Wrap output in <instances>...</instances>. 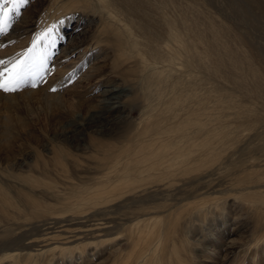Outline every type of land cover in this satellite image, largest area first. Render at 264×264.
Returning <instances> with one entry per match:
<instances>
[{"label":"bare ground","instance_id":"1","mask_svg":"<svg viewBox=\"0 0 264 264\" xmlns=\"http://www.w3.org/2000/svg\"><path fill=\"white\" fill-rule=\"evenodd\" d=\"M82 1L93 3L99 16L108 19L106 29L117 44L116 57L132 68L124 85L103 91V108L107 104L113 111L126 112L121 100L133 95L143 111L138 122L125 131L122 141L95 145L88 165L98 176L70 183V190L51 181L43 186L15 187L21 196L13 199L12 188L2 177L6 174L0 170L1 238L4 242L15 241L3 244L0 253L30 249L23 243L31 231L26 229L16 236L24 227L30 226L33 231L41 227L31 226L29 220L46 218L43 223L48 225L52 217L65 213L83 215L74 220H84L88 227L97 229L103 238L97 242L101 245L113 231L123 228L125 220L133 225L129 230L132 244L135 234L139 244L162 226L164 214L176 211L168 218L167 229L144 244L145 251L163 249L177 254L184 247L201 246L207 238L205 231H214L218 220L229 221L226 211L237 207L235 200L230 207L226 197L214 195L220 183L210 178L216 175L227 179L224 183L228 186L220 187L227 193L234 192V199L254 196L256 209L263 217L259 227H264V154L261 152L263 158H258L256 149L243 145L245 136L264 141V108L244 104L228 89V83H232L241 91L249 90L252 80L255 84L250 93L254 94L250 97L264 102V69L258 62L263 59L248 48L251 41L241 31L254 23L239 18L233 0ZM250 1L260 14L258 22L264 25V0ZM92 121L97 124L96 132L108 137L100 118L94 116ZM259 144L257 148L264 151V142ZM47 151L54 155L53 163L60 166L56 170L65 172L68 167L63 151ZM69 171L67 178L72 181ZM26 180L40 184L32 175ZM89 180H95L94 185H87ZM41 187L45 194L37 197ZM206 187L209 192H202ZM115 200L121 201L120 205ZM117 241L120 238L115 236L108 243ZM255 242L258 240L247 243L245 250L253 248ZM86 247L62 248V252L79 261ZM43 253L25 255L32 258ZM176 260L181 261L180 257Z\"/></svg>","mask_w":264,"mask_h":264},{"label":"rangeland","instance_id":"2","mask_svg":"<svg viewBox=\"0 0 264 264\" xmlns=\"http://www.w3.org/2000/svg\"><path fill=\"white\" fill-rule=\"evenodd\" d=\"M233 4L236 10L242 13L241 15L238 12L241 20L248 19L254 23L241 31L249 42L251 41L248 48L255 52L254 54H260L263 60L258 62L264 69V25L258 22L260 14L254 11L256 9L250 0H233ZM249 5L253 9L248 8ZM114 12H117L116 9ZM99 14L90 1L29 0L28 4L22 7L20 15L12 21L9 31L0 35V59L10 60L21 57L36 43L38 51L46 50L50 53L48 67L52 70L36 89L25 88L16 94L0 92V170L6 174L2 177L10 186L7 187L13 189L10 190L13 199H19L21 195L17 191L21 187L43 186L52 181L57 182L56 184L61 188L68 187L70 190L73 187L70 183L79 184L86 178L97 177L98 175L92 171L94 167L88 165H91L90 158L95 145L122 141L121 137L125 131L132 128L140 118L143 108L132 97L133 95L121 100L126 112L113 111L107 104L103 108V91L124 85L132 68L130 64L123 63L116 57L117 44L106 29L108 19L100 17ZM104 21H106L105 25ZM49 30H52V34L56 37V44L51 48L45 42L43 35ZM228 84H230L229 91L236 95L235 97L238 96V99H242L244 104L264 108V102L262 104L259 99L250 97L254 94L250 93V90H253L255 82L249 81L250 89L245 88L242 91L238 86ZM51 87H56L57 92L52 93ZM243 91L250 95L243 94ZM94 116L100 118V125L108 137L104 138L96 132L97 124L92 121ZM76 130L79 133H75ZM263 142L253 136H245L243 145L251 146L253 151L256 149L258 158H263L264 156L261 155L264 151L258 149L256 145ZM90 145L91 148L88 149ZM47 148H60L63 151L66 155L64 164L66 163L68 167L65 168V172L56 170H60V166L53 163L54 155L49 153ZM261 152L263 154H260ZM36 155L41 156L37 158ZM239 156L242 155H238L237 158ZM86 165L91 169L86 170ZM69 170L72 171V181L67 178V174L71 173ZM28 175L39 179L42 185L26 180ZM222 177L216 175L210 178L215 181L214 183H220L214 195L226 197V205L230 207L232 200H235L237 207H231L232 213L230 210L226 211L229 213V221L218 220L215 223L218 224L216 230L209 233L205 231L204 235L207 238L201 246L184 247L183 251L177 254L163 249L145 251L144 244L151 242L160 232L167 229L170 224L168 218L175 216L176 211L164 214L166 220L162 226L151 231L148 234L149 239L139 244L137 234H135V243L132 244L133 238L130 240L129 230L133 225L129 220H125L123 228L113 231L106 237V243L101 245L97 244L100 238L103 239L97 229L88 227L84 220H74L82 218L83 215L77 217L65 213L66 215L56 217L57 219L55 216L52 217L51 224L48 225L43 223L46 218L29 220L31 226L41 227L34 231L30 226L24 227L16 236L31 231L28 233L29 240L23 243L30 249H15L0 253V264H70V261H73L71 264H264V227H259L263 217L256 209L254 196L246 195L238 200L234 199V192L223 191L228 183H224L227 179ZM94 181L89 180L87 185H94ZM207 188L202 189V192H209L210 189ZM40 190L44 188L41 187ZM40 190L36 191L37 197L45 194ZM56 221L60 224H55ZM18 223L29 225V222L18 221ZM114 228L116 226L112 227ZM2 230L4 228H0V240H2ZM115 236H118L120 241L115 244L108 243V240ZM254 239L258 242L252 245L253 248L245 250L246 244ZM12 242L15 241L4 242L3 239L0 241V248L3 244L10 245ZM86 245L84 258L79 261L62 252V248L76 246L84 248ZM42 252L44 253L38 257L30 258L29 255H25ZM13 253L20 255L17 258L6 256ZM74 255L78 258V251H75ZM177 257H180L182 262H177ZM240 259L241 261H238Z\"/></svg>","mask_w":264,"mask_h":264},{"label":"snow or ice","instance_id":"3","mask_svg":"<svg viewBox=\"0 0 264 264\" xmlns=\"http://www.w3.org/2000/svg\"><path fill=\"white\" fill-rule=\"evenodd\" d=\"M28 2L29 0H0V35L9 31L12 21L20 15L22 7ZM43 35L49 48L54 47L56 37L52 30ZM37 47L34 43L28 52L16 59H0V92L16 94L25 88L40 87L52 70L48 67L50 53L46 50L38 51ZM50 91L56 93L57 88L51 87Z\"/></svg>","mask_w":264,"mask_h":264}]
</instances>
